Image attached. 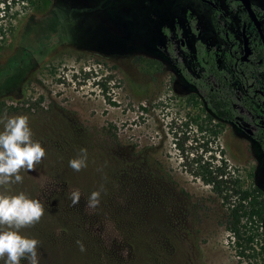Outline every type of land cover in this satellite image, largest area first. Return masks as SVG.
<instances>
[{
	"label": "rangeland",
	"instance_id": "1",
	"mask_svg": "<svg viewBox=\"0 0 264 264\" xmlns=\"http://www.w3.org/2000/svg\"><path fill=\"white\" fill-rule=\"evenodd\" d=\"M0 1L6 33L0 32V129L8 117L26 115L32 138L45 149L33 169L19 170L20 182L0 184V192H24L53 203L50 218L79 224L69 228L65 240L76 236L85 249L39 242L40 264H264L263 229L242 255L225 204L185 171L175 140L188 131L193 143L186 146L202 152L198 147L206 132L183 123L198 115L207 120L209 112L163 55V27H172L191 6L205 33L207 5L197 0ZM252 1L264 8V0ZM26 45L35 53L23 61ZM221 123L218 142L228 170L244 188L264 193L259 146L234 124ZM210 145L218 153L217 143ZM81 149L85 166L75 171L68 161ZM77 189L80 200L73 205L68 193ZM94 190L100 192L99 203L87 207ZM34 225L21 233L36 238Z\"/></svg>",
	"mask_w": 264,
	"mask_h": 264
},
{
	"label": "trees",
	"instance_id": "2",
	"mask_svg": "<svg viewBox=\"0 0 264 264\" xmlns=\"http://www.w3.org/2000/svg\"><path fill=\"white\" fill-rule=\"evenodd\" d=\"M18 2L19 5H28L31 0H18ZM0 4H2L1 1ZM1 12L2 9L0 7ZM216 20L217 17L215 16ZM0 32L4 35L6 34L3 25L0 26ZM196 47L195 72L190 71L188 64L184 62L183 57L175 53V50L171 51V56L175 59L184 77L198 89L209 112L207 120L198 115L196 118H191L189 122L183 123L187 128H191L195 124L199 134L206 132L202 135L205 138L204 143L201 147H198L203 150L199 152L192 145L186 146L188 142L193 143V141H190L191 137L188 131L183 132L184 135L181 139L176 138L175 140L177 148L181 152L180 157L183 160L185 171L209 185L212 191L225 204L228 211V228L239 252L245 255L258 235L259 221L264 215V199L257 189L244 188L240 180L231 174L228 170L225 151L218 142L221 122H236L237 117L241 115L239 108L234 106V104H240L241 100H239L237 94V84L234 80L231 81L229 79L226 71L219 70L213 54L208 52L204 43L197 40ZM21 52V60L24 61L28 56L33 55L35 50L32 46L26 45L23 46ZM20 61H15L14 64L19 66L21 64ZM210 75H213L215 81L209 78ZM211 143H217L218 153L212 152ZM261 143L264 148V135L261 136ZM41 204L43 205L44 213L39 221L35 222V228L33 229L36 239L49 245L59 244V247L63 243L76 245L75 242L78 240L76 236L66 240L65 236L69 235V228H75L74 225L79 226L78 222H76L77 220L75 221L76 224L69 225L65 218L52 219L48 213L54 211L55 205L49 201H41ZM75 233L77 235L78 232L76 231ZM41 244L39 243L38 246ZM97 246L98 243L95 240L91 251L92 257L95 259L98 254L96 251ZM21 264H26V262L22 260Z\"/></svg>",
	"mask_w": 264,
	"mask_h": 264
},
{
	"label": "flooded vegetation",
	"instance_id": "3",
	"mask_svg": "<svg viewBox=\"0 0 264 264\" xmlns=\"http://www.w3.org/2000/svg\"><path fill=\"white\" fill-rule=\"evenodd\" d=\"M197 1L210 8V21L205 33L202 32L200 15L193 7H186L182 17L173 19L172 27H163L164 46L161 51L178 69L182 81L198 92L182 74L171 51L175 50L190 71L195 72L196 43L197 40L204 43L208 52L213 54L219 70L226 71L229 79L237 84L241 103L234 106L239 108L241 115L236 122H225L234 124L252 139L264 156L261 143L264 135V8L250 0L256 16L253 20L240 0ZM209 78L215 81L213 75ZM257 190L264 199L263 191ZM259 224L264 231V215Z\"/></svg>",
	"mask_w": 264,
	"mask_h": 264
},
{
	"label": "clouds",
	"instance_id": "4",
	"mask_svg": "<svg viewBox=\"0 0 264 264\" xmlns=\"http://www.w3.org/2000/svg\"><path fill=\"white\" fill-rule=\"evenodd\" d=\"M81 155L71 158L68 165L75 171L85 166L86 150ZM45 156L41 143L32 138L26 115L8 117L0 129V184L20 182L19 170L33 169ZM73 205L80 200V191L68 193ZM99 191H92L87 197V207H95L99 203ZM44 208L38 199L30 198L24 192L8 194L0 192V264H40L37 246L39 241L21 233V229L41 218ZM76 245L84 251V245L77 240Z\"/></svg>",
	"mask_w": 264,
	"mask_h": 264
},
{
	"label": "water",
	"instance_id": "5",
	"mask_svg": "<svg viewBox=\"0 0 264 264\" xmlns=\"http://www.w3.org/2000/svg\"><path fill=\"white\" fill-rule=\"evenodd\" d=\"M242 2V4L245 6L247 12L249 13V15L251 16V18L253 20H256V16L255 13L253 11L252 5H251V1L250 0H240ZM257 25H259V22H256Z\"/></svg>",
	"mask_w": 264,
	"mask_h": 264
}]
</instances>
